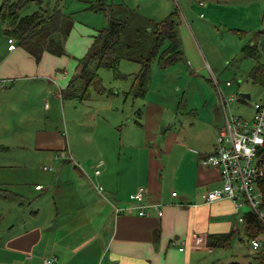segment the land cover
<instances>
[{"label":"crops","instance_id":"1","mask_svg":"<svg viewBox=\"0 0 264 264\" xmlns=\"http://www.w3.org/2000/svg\"><path fill=\"white\" fill-rule=\"evenodd\" d=\"M177 1L180 3L179 10L176 7L171 12L178 11V37L184 48L191 50L187 56L190 60L194 59L198 67L208 64L212 72L214 69L210 58L214 57L213 43L217 44L215 38L225 47L223 51L227 54L225 58H228V55L236 51L229 39L232 41L237 37L240 45L245 36L249 38L246 44H251L257 42L254 37L256 34L264 32V0ZM93 36L94 33L86 43L88 49ZM7 49L10 58L17 51V47L9 49L8 45ZM207 51L210 52V57ZM202 52L207 59L206 63ZM20 56L22 54L18 53L16 57ZM187 56L185 55L186 58ZM63 62L62 59V64ZM66 68L68 65L63 69L58 67L52 77V81L58 83V89L47 86L45 92L54 91L62 97L63 102L66 98L86 102L96 99L95 95L115 93L103 83L106 90L101 94L94 90L88 98L69 95L67 87L74 75L71 77ZM16 69L18 72V68ZM59 75L62 76L61 80L57 78ZM8 76L0 79L1 85L13 84L14 79L19 78L22 81L18 84V89L27 85L29 80L37 78V75L22 78V73ZM3 79L7 80L3 82ZM42 79L46 81L48 77L43 76ZM129 91L130 89L126 90L127 93ZM148 92L149 90L145 96L128 94L133 98L143 99ZM218 96L219 99L214 97L210 101L206 100L211 113L203 121L206 127L202 138L199 136L201 130L196 126L198 118L191 124V128H197L193 132L185 134L181 131L182 126L180 132L178 130L169 138H161L156 133V128L165 117L166 107L153 103L147 104V111L156 109V119H151L149 112L143 122L138 118L134 119L144 129L147 140L144 144L137 139L133 140L132 128L129 133H125V127L121 123L114 125L107 119L106 124H101L103 121L98 123L97 120L85 123L91 127L90 132L81 134L80 138L84 139L82 142L81 139H76L74 145L70 140L66 142V152H63L62 157L65 161L58 165L52 180L46 182L52 188V198H48L46 194L39 200H28V206L23 202L19 218L26 224L12 231L14 223L9 221L7 229L0 234V237L3 236L0 239V264H43L45 258H53L50 264H213L215 259L207 261L210 255L200 259L201 252L215 251V247L208 245L210 234L232 231L234 234L226 246L236 236L240 240H245L246 237L251 239L249 223L239 222V216H246L250 211L245 208L248 206L246 203L237 206L229 198L211 202L205 199V194L210 189L222 184L219 168L205 165L201 160L203 156L213 152L217 137L226 124L223 93ZM182 101L177 113L197 115L196 108L189 110L184 98ZM136 104L137 100L134 108ZM112 127L120 131L118 141L113 134L108 133L109 130L102 131ZM206 129L211 134L209 142L206 140ZM48 133L52 131L40 132L39 142L49 141L51 134ZM184 141L202 142L201 151L197 147H189L190 153ZM178 143L185 149L173 156L171 161ZM92 144L94 148L91 150L98 154L94 167L87 166L93 151L86 150ZM43 157L51 160L54 155ZM45 166L47 165L43 166L44 169L55 170ZM96 169H100V172L96 173ZM99 184L103 186V192L96 187ZM40 185L42 187L38 189L47 188L43 183ZM137 191L144 192L143 202L131 197ZM173 191H177V194L174 195ZM58 192L59 195L56 196ZM152 200L159 205L141 206ZM141 209L145 213L141 214ZM159 209L163 210V214H159ZM194 232H204L207 236L206 245L200 249L191 248V236ZM180 245L185 248L181 250Z\"/></svg>","mask_w":264,"mask_h":264},{"label":"rangeland","instance_id":"2","mask_svg":"<svg viewBox=\"0 0 264 264\" xmlns=\"http://www.w3.org/2000/svg\"><path fill=\"white\" fill-rule=\"evenodd\" d=\"M97 1L63 0L57 4L56 0H45L43 6L48 7L50 9L48 11L57 6L60 8L57 18L49 23L41 34L25 43H20L16 39L17 51L15 55H11V58L7 49L8 36L4 32L8 21L0 16V79L17 73H22V78L37 75L36 79L29 80L27 85L19 89L18 84L22 79H14L13 84L7 82L6 86H2L0 81V234L7 229L9 221L14 223L11 226L12 231L26 224L19 218L20 211L23 210L21 205L23 202L28 206V200L33 202L46 194L48 198H52L54 195L52 188L46 182L52 180L58 165L65 161L62 157L63 152H66L64 148L66 142L70 140L74 145L76 139L82 138L81 134L90 132L91 127L85 123H93L95 120L98 123L103 121L101 124H106L107 121L114 125L121 123L123 128L125 127V133H129V129L132 128L133 140L137 139L144 144L147 141L144 129L136 124L134 119L138 118L143 122L148 112L151 119H156V109L147 111V104L153 103L156 106L166 107L165 117L156 128V133L161 138H169L178 130L180 132L182 126L181 131L185 134L193 132L197 126L201 130L199 136L202 138L203 129L206 127L203 121H206L211 113L207 99L209 101L214 97L219 99L218 95L221 93L226 98L234 96V99L226 103L227 112L248 119L255 113L254 103L264 100L263 85L254 83L249 75L257 60L264 62V32L254 36L260 49L259 52L257 51V57L252 54L246 55L242 51V47L248 43V37L243 36L240 45L237 37L232 41L229 39V43L234 44L236 51L228 55V58H225L227 54L223 51L225 47H222L218 38H215L217 44L213 43L214 57L210 58L213 72L208 64L198 67L194 59L190 60L187 55L191 50L185 49L181 42L185 59L163 67L156 60L151 67V82L146 98H133L126 90L131 88L134 74L141 68L139 59L148 53L157 32L158 22L166 18L174 8L177 7L179 10L180 3L177 0H102L105 9L92 8V4ZM2 2L3 0H0V7ZM39 7L40 4L30 1L19 9V14L32 13L40 9ZM110 16L127 20L119 48L121 50L125 44H131L133 54L131 59L123 56L118 66V70L128 74L127 76H120L117 74L118 70L106 67L98 69L103 83L115 93L95 95L96 99L86 102L72 98H66L63 102L62 97L54 91L45 92L47 86H51L54 90L58 89V83L52 81L58 67L63 69L68 65L66 69L71 77L78 73L76 69L79 68V59L88 51L87 41L92 38L93 33L96 34L100 29L108 26ZM52 39L56 42H52ZM18 53L22 56L16 57ZM207 53L210 57V52ZM202 58L205 61L204 53ZM44 72L50 74H40ZM43 76H47L48 80L42 79ZM61 77L59 75L57 78L61 80ZM81 80L80 78L79 85ZM242 92L250 96L242 97ZM182 98L188 103L189 110L197 109V115L190 116L176 112L179 110L178 105ZM136 100L137 104L134 108ZM195 118H198V121L196 126L191 128ZM45 130L52 131L48 133L51 134L49 141L39 142L38 134ZM107 130L118 141L120 131L116 127L102 131ZM206 135V140L209 142L211 134L210 132L208 134L207 129ZM82 141L84 139H81ZM200 144L202 142L185 143L190 153L189 147L201 151ZM92 148H94L93 144L86 150V152L93 151L90 164L87 163V166L94 167L93 163H97L98 154L91 150ZM184 149L179 143L176 144L171 161L173 156ZM51 154L54 155L51 160L43 157ZM66 157L69 159V154ZM44 165L53 166L55 170L44 169ZM169 166L170 164L168 169ZM40 183L47 185V188L38 189ZM177 188L180 190L179 186ZM58 195L59 192L56 196ZM245 208L250 209L249 206ZM0 239H3V236ZM255 253L256 249L250 244V238L240 240L236 236L229 246H217L215 251L201 252L200 259L210 255L207 261L215 259L213 264H225L230 261L254 264Z\"/></svg>","mask_w":264,"mask_h":264},{"label":"trees","instance_id":"3","mask_svg":"<svg viewBox=\"0 0 264 264\" xmlns=\"http://www.w3.org/2000/svg\"><path fill=\"white\" fill-rule=\"evenodd\" d=\"M30 1L40 4V9L26 15H20L19 9ZM56 1L59 4L63 0ZM44 2L45 0H3L0 7V16L8 21L4 29L5 34L8 37L13 36L20 43H25L32 37L41 34L49 23L55 21L57 13L60 12L58 6L48 11L50 9L43 6L45 5L43 4ZM91 7L105 9L102 0H98ZM178 24L177 10H174L166 18L158 22L154 42L152 41L148 53L139 59L141 68L134 74L133 83L128 93L133 96L146 95L151 82V67L156 60L163 67L184 59L181 41L178 37ZM126 27V19L110 16L108 26L94 34L87 53L79 59L78 73L72 77L67 87L69 95L88 98L94 90L100 94L105 92L106 88L98 69L106 67L117 71L123 56L130 59L133 56L131 44H125L121 50L119 48ZM52 42H56V40L52 39ZM259 50L257 42L249 43L242 47L243 53L245 52L246 55L252 54L254 57L258 56L257 51L259 52ZM117 74L120 76L128 75L121 73L119 70ZM249 75L254 83H260L264 87V62L257 60ZM80 78L82 79L81 85H79ZM261 163L264 168V151L262 152ZM260 187L264 192V176L260 181ZM246 218L249 222L251 235L257 234L260 230L263 231L264 228L256 215L248 212L246 213ZM233 234L232 231L226 234H210L208 236V245L211 247L226 246L230 243ZM254 257L256 259L254 264H264V252L256 250ZM225 264L244 263L230 261Z\"/></svg>","mask_w":264,"mask_h":264},{"label":"built area","instance_id":"4","mask_svg":"<svg viewBox=\"0 0 264 264\" xmlns=\"http://www.w3.org/2000/svg\"><path fill=\"white\" fill-rule=\"evenodd\" d=\"M16 47V39L9 36L8 48L15 49ZM232 99L234 96L229 98L223 96L226 124L217 137L213 152L202 159L205 165L217 166L222 179V185L209 190L205 194V199L211 202L229 198L237 206L246 203L250 208L249 212L256 215L264 228V192L260 187V181L264 176V168L261 163L264 151V100L254 103L255 113L252 118L248 119L227 112L226 103ZM45 167L54 169L53 166ZM99 172L100 169H96V173ZM39 186L42 187V185ZM96 187L100 192H103L102 185L99 184ZM173 194L176 195L177 191H173ZM131 197L141 202L145 199L143 191H137L131 194ZM145 205L158 206L159 203L152 200L141 204V206ZM140 213H145V210L141 209ZM159 214H163L162 209H159ZM239 222L249 223L244 215L239 216ZM206 242L205 234L192 233V247L202 248ZM250 243L254 249L264 252V229L252 235ZM179 248L183 250L185 247L180 245ZM52 261L53 258H45L43 264H50Z\"/></svg>","mask_w":264,"mask_h":264},{"label":"water","instance_id":"5","mask_svg":"<svg viewBox=\"0 0 264 264\" xmlns=\"http://www.w3.org/2000/svg\"><path fill=\"white\" fill-rule=\"evenodd\" d=\"M241 95L244 96V97H249L250 96L248 93H245V92H242Z\"/></svg>","mask_w":264,"mask_h":264}]
</instances>
